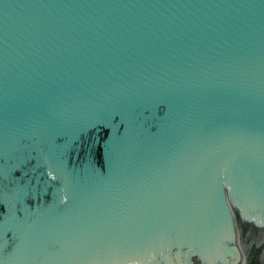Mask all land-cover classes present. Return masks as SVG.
<instances>
[{
    "label": "water",
    "instance_id": "water-1",
    "mask_svg": "<svg viewBox=\"0 0 264 264\" xmlns=\"http://www.w3.org/2000/svg\"><path fill=\"white\" fill-rule=\"evenodd\" d=\"M0 264H264V0H0Z\"/></svg>",
    "mask_w": 264,
    "mask_h": 264
}]
</instances>
